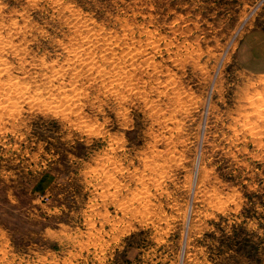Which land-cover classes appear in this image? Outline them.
<instances>
[{"label": "rangeland", "instance_id": "rangeland-1", "mask_svg": "<svg viewBox=\"0 0 264 264\" xmlns=\"http://www.w3.org/2000/svg\"><path fill=\"white\" fill-rule=\"evenodd\" d=\"M0 6V264H264V0Z\"/></svg>", "mask_w": 264, "mask_h": 264}, {"label": "bare ground", "instance_id": "bare-ground-1", "mask_svg": "<svg viewBox=\"0 0 264 264\" xmlns=\"http://www.w3.org/2000/svg\"><path fill=\"white\" fill-rule=\"evenodd\" d=\"M0 7H1V6H0ZM16 23H17V22H16ZM16 23H15V24H16ZM75 24H76V23H75ZM13 25H14V24H13ZM88 27H89V25H88ZM2 29H3V28H2ZM89 31H91V30H89ZM90 35H91V34H90ZM93 35H94V34H93ZM93 35H92V36H93ZM87 36H88V35H87ZM6 38H7V37H6ZM84 38H85V37H84ZM90 40H91V39H90ZM7 42H8V41H7ZM4 43H5V42H4ZM0 45H1V44H0ZM75 45H76V44H75ZM97 47H98V46H97ZM83 49H84V48H83ZM4 50H5V49H4ZM68 51H69V50H68ZM75 51H76V50H75ZM84 51H87V49H84ZM76 53H77V52H76ZM88 54H89V53H88ZM70 55H71V54H70ZM1 56H2V55H1ZM76 56H77V54L75 55V57H76ZM71 57H72V56H71ZM71 57H70V58H71ZM70 58H69V59H70ZM95 58H96V57H95ZM73 59H74V57H73ZM73 59H72V60H73ZM74 60H75V59H74ZM4 61H5V60H4ZM4 61H3V62H4ZM77 61H78V60H77ZM3 62H1V60H0V65H1V66L3 65ZM69 64L72 65V64H74V62L72 63V62L70 61ZM75 64H77V63L75 62ZM70 65H69V66H70ZM4 66H5V65H4ZM66 66H67V65H66ZM0 68H2V67H0ZM3 68H4V67H3ZM5 68H6V67H5ZM62 70H63V69H62ZM8 76H10V75H8ZM11 79H12V77H11ZM16 79H17V78H16ZM2 80H3V79H2ZM10 82H11V81H10ZM21 83H22V82H21ZM166 84H167V83H166ZM6 85H7V84H6ZM17 85H18V84H17ZM24 86L26 87V85H24ZM80 87H81V86H80ZM8 88H9V87H8ZM10 88H11V87H10ZM23 88H24V87H23ZM74 89H75V88H74ZM11 90H12V89H11ZM38 90H39V89H38ZM50 90H51V89H50ZM8 91H9V90H8ZM73 92H74V91H73ZM52 94H53V93H52ZM25 95H26V94H25ZM70 95H71V94H70ZM72 95H73V94H72ZM13 97H14V96H13ZM20 97H21V96H20ZM72 97H73V96H72ZM10 98H11V97H10ZM50 98H51V97H50ZM176 98H177V97H176ZM4 99H5V98H4ZM35 99H36V98H35ZM146 99H147V98H146ZM5 100H6V99H5ZM8 101H9V99H8ZM15 102H16V101H15ZM28 102H29V101H28ZM39 102H40V101H39ZM53 102H54V101H53ZM55 102H56V100H55ZM17 103H18V102H17ZM50 103H51V102H50ZM50 103H49V104H50ZM75 103H76V102H75ZM181 103H183V102H181ZM2 104H3V102H2ZM57 104H58V103H57ZM252 104H253V103H252ZM260 104H261V103H260ZM44 105H45V104H44ZM261 105H262V104H261ZM10 107H11V106H10ZM50 107H51V106H50ZM50 107H49V108H50ZM154 107H155V106H154ZM47 108H48V107H47ZM260 108H261V107H260ZM10 109H12V108H10ZM259 110H260V109H259ZM5 111H6V110H5ZM8 111H10V110L8 109L7 112H8ZM258 112H259V111H258ZM259 113H262V112H259ZM254 115H255V114H254ZM262 115H263V114H262ZM8 116H9V115H8ZM259 116H260V115H259ZM164 117H165V116H164ZM248 117H249V116H248ZM84 120H85V119H84ZM82 123H83V122H82ZM0 124H1V123H0ZM85 125H86V124H85ZM90 125H91V124H90ZM86 126H87V125H86ZM255 134H256V133H255ZM261 137H262V136H261ZM260 139H261V138H260ZM147 156H148V155H147ZM147 156H145V157H147ZM115 164H116V163H115ZM162 164H163V163H162ZM146 165H147V164H146ZM159 168H160V167H159ZM125 169H126V168H125ZM125 169H124V170H125ZM163 172H164V171H163ZM163 172H162V173H163ZM163 175H164V174H163ZM155 177H156V176H155ZM106 178H107V177H106ZM152 178H153V177H152ZM108 179H110V178H108ZM111 179H112V178H111ZM114 180H115V179H114ZM144 183H145V182H144ZM143 188H144V187H143ZM140 189H141V188H140ZM149 190H150V189H149ZM140 191H141V190H140ZM112 195H113V194H112ZM123 200H124V199H123ZM123 200H122V201H123ZM140 200H142V199H140ZM133 203H134V202H133ZM143 203H144V201H143ZM145 203H146V202H145ZM119 206H120V205H119ZM133 208H134V207H133ZM130 210H131V209H130ZM128 212H129V211H128ZM132 214H133V213H132Z\"/></svg>", "mask_w": 264, "mask_h": 264}]
</instances>
